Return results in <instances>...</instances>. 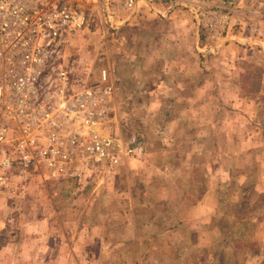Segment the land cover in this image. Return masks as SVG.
<instances>
[{
    "label": "rangeland",
    "instance_id": "obj_1",
    "mask_svg": "<svg viewBox=\"0 0 264 264\" xmlns=\"http://www.w3.org/2000/svg\"><path fill=\"white\" fill-rule=\"evenodd\" d=\"M137 3L67 51L107 71L109 157L14 170L0 264H264V0Z\"/></svg>",
    "mask_w": 264,
    "mask_h": 264
},
{
    "label": "built area",
    "instance_id": "obj_2",
    "mask_svg": "<svg viewBox=\"0 0 264 264\" xmlns=\"http://www.w3.org/2000/svg\"><path fill=\"white\" fill-rule=\"evenodd\" d=\"M137 1L0 0V188L17 168L26 179L57 167L59 157L67 163L70 144L95 161L109 157L111 141L100 132L112 91L107 71H99V88L67 51L92 5L132 10Z\"/></svg>",
    "mask_w": 264,
    "mask_h": 264
}]
</instances>
